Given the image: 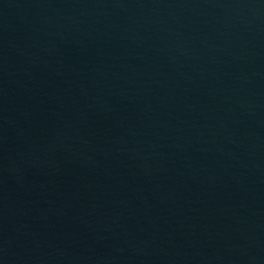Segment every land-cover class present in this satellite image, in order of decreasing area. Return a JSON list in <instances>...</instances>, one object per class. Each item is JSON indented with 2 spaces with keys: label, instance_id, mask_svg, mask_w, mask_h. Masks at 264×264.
Segmentation results:
<instances>
[{
  "label": "water",
  "instance_id": "obj_1",
  "mask_svg": "<svg viewBox=\"0 0 264 264\" xmlns=\"http://www.w3.org/2000/svg\"><path fill=\"white\" fill-rule=\"evenodd\" d=\"M0 264H264V0H0Z\"/></svg>",
  "mask_w": 264,
  "mask_h": 264
}]
</instances>
